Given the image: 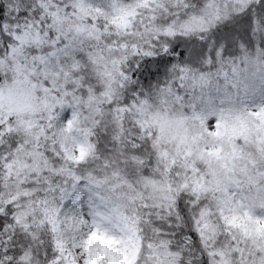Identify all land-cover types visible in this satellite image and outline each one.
Returning a JSON list of instances; mask_svg holds the SVG:
<instances>
[{"label": "snow or ice", "instance_id": "obj_1", "mask_svg": "<svg viewBox=\"0 0 264 264\" xmlns=\"http://www.w3.org/2000/svg\"><path fill=\"white\" fill-rule=\"evenodd\" d=\"M0 264H264V0H0Z\"/></svg>", "mask_w": 264, "mask_h": 264}]
</instances>
